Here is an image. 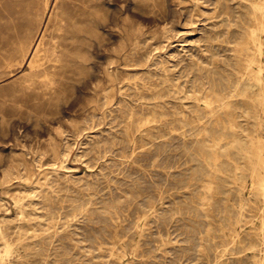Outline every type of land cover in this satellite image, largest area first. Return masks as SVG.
Listing matches in <instances>:
<instances>
[{
    "label": "rangeland",
    "instance_id": "rangeland-1",
    "mask_svg": "<svg viewBox=\"0 0 264 264\" xmlns=\"http://www.w3.org/2000/svg\"><path fill=\"white\" fill-rule=\"evenodd\" d=\"M58 1L45 13L46 0H0L6 262L264 263V202L251 196L242 207L231 181L235 168L246 179L253 165L244 133L255 132V108L228 99L238 128L224 110L209 113L250 83L239 75L256 55L258 0H92L84 61L29 84L38 28H46L37 49L44 62ZM257 58L264 65V53Z\"/></svg>",
    "mask_w": 264,
    "mask_h": 264
},
{
    "label": "bare ground",
    "instance_id": "bare-ground-1",
    "mask_svg": "<svg viewBox=\"0 0 264 264\" xmlns=\"http://www.w3.org/2000/svg\"><path fill=\"white\" fill-rule=\"evenodd\" d=\"M91 1L92 0H59L58 1L57 11L54 12L55 15L53 17L54 18L53 33H56V36H54V37L52 36L51 38H49L50 40H49V42L45 48V53H44L45 55L43 58L44 62L43 61L40 62L41 58H39V56L37 55V49H38L39 44H40V42L44 36L46 28L45 27L43 28V24H41V26H39L40 28H38V31H37L38 43L35 44V48H34V51L32 53V56H31L29 62L27 63L29 68L31 69V71L28 75L25 74L28 77L29 84L35 83V79L38 78L39 74H41L42 72L43 73H45V72L50 73V75L52 76V81H53L55 76L56 77L57 76H63L65 73H72L77 62L84 61V58L79 57L78 50H79V47L81 44L80 42L82 40L83 32H84L82 29V25L83 24L88 25L90 23V20H91L90 17L92 16V13H93ZM44 6H46L45 13H49L48 11H49V6H50V0H46V5H44ZM251 7L253 10V14L254 15L258 14V16L261 18V20H264V0H258V1L253 2ZM48 21H49V19H48ZM105 29H106V26L103 23L104 32H105ZM260 33H264V22H261V21H260V24L258 25V27L256 29L252 30L250 32V35H249L250 41L255 46V54L256 55H252L247 60L245 59L246 60L245 64L243 62V64H244V67L242 69L243 72L240 73V75H239V78L245 77V79L247 81H250L249 85L241 93H238L236 90H233L231 96H228V97L224 96L223 97L221 95L222 99H220L221 97L219 98L221 101H216L217 107L214 110L213 109L209 110V113L212 115L215 113V111L224 110L225 122L228 123L230 128H233V127H237L236 125H237L238 121L236 122L237 114H236V116H234L233 113L231 114V113L225 111L227 109V107L230 106V104H232V100L231 101L228 100L229 98L239 96V97H241L240 98L241 103H244L245 101L248 100L251 103L252 107L254 106V108H255V111L253 113L254 116L251 117L252 120L254 121V124H255L254 125L255 132H254V134L253 133L250 134V132L244 133L245 138L247 137L246 141H248V143L252 144L253 147H255V152H253L254 153L253 159L250 157L253 161L252 168L249 172L250 174L248 175V173H247L248 176L246 177V179L245 178L239 179L238 178L239 174L237 175L235 173L236 170L239 169V167H238V169L235 168V171L233 170L234 172L232 175V179L230 178L232 181V184L237 186V191H238V194L240 196V200L242 202V205H241L242 207H243V204L245 202L247 204H249L251 202V196H257L262 200V202H264V134L259 133L261 126H262V123H264V65H262V62L257 58V56L260 57V55L262 53H264V42L261 41L264 39H260L258 37V34H260ZM103 34H105V33H103ZM34 43H35V41H34ZM100 46L105 50V48H106L105 35H103V38L101 39ZM45 63H46V66H44ZM254 87H258V89L256 91H252V89ZM249 91L250 92L252 91L251 94H249ZM247 105H249V104H247ZM230 107H232V106H230ZM221 128H222V126H221ZM230 131H231V129H230ZM222 135H224V134L222 133ZM245 138H244V143H245ZM234 140H232V141H234ZM220 142H223V140H220ZM243 148L245 149V147H243ZM248 148H250V146ZM249 151H250V149H249ZM241 158H243V157H241ZM212 160H213V158H212ZM212 160H211V162H212ZM238 160H240V159H238ZM228 161H229V159H228ZM244 161H246V160H244ZM220 162H222V161H220ZM223 164L224 163H222V165ZM243 166H246V165H243ZM210 167H211L210 168L211 171H214V173H215L216 164H213ZM225 168H224V170H225ZM222 170H223V168H222ZM225 171H223V172H225ZM262 238H264V235H262ZM9 250H10V245L5 241L4 251L2 254H0V264H10V263L6 262V260H5V257L7 255V253L9 252ZM9 253H11V251ZM262 257H264V256H262ZM261 264H264V263H261Z\"/></svg>",
    "mask_w": 264,
    "mask_h": 264
}]
</instances>
